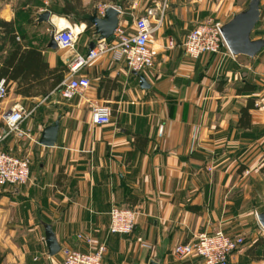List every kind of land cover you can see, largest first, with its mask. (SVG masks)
I'll return each instance as SVG.
<instances>
[{
  "label": "crops",
  "instance_id": "1",
  "mask_svg": "<svg viewBox=\"0 0 264 264\" xmlns=\"http://www.w3.org/2000/svg\"><path fill=\"white\" fill-rule=\"evenodd\" d=\"M68 2L57 13L50 10L49 23L39 24L38 15L51 6L40 0L30 32L20 37L17 30L19 45L40 50L50 69H68L70 57L86 55L97 40L84 19L62 15ZM96 2L100 14L109 6L118 8L119 25L128 33L147 9L163 15L151 43L155 66L139 73L149 87L142 88L140 78L113 53L80 70L92 85L72 99L63 98L60 89L47 100L24 97L16 93L17 83L10 86L0 100V133L4 115L15 105L35 112L20 126L28 137L12 134L0 146L32 158L30 180L18 193L11 186L0 188V264H62L61 251L49 255L43 223L53 226L62 248L90 252L105 244L103 264H203L196 256L178 258L173 250L216 231L245 237L231 264H264V228L258 220L264 212V49L255 59L223 48L194 60L181 47L197 25L221 15L230 16L227 22L250 0H225L219 14L216 0ZM261 6L253 39H264V0ZM15 17L11 6L0 8V20L14 22ZM58 20L82 27L75 51L47 48L51 31L60 28ZM170 39L177 46L169 48ZM14 47L7 43L0 62ZM33 76L35 84L39 80ZM68 77L67 71L63 81ZM246 83L257 86L256 92L240 93ZM250 98L258 103L251 112L252 128L240 129V111ZM97 104L112 108L111 124L92 123ZM57 120L56 144L41 145L42 131ZM113 206L138 211L132 234H110Z\"/></svg>",
  "mask_w": 264,
  "mask_h": 264
},
{
  "label": "built area",
  "instance_id": "2",
  "mask_svg": "<svg viewBox=\"0 0 264 264\" xmlns=\"http://www.w3.org/2000/svg\"><path fill=\"white\" fill-rule=\"evenodd\" d=\"M104 15V11L101 12ZM156 8H149L144 16L136 19L134 32L128 33L126 29L118 25L114 32V39L96 40L95 47L86 55L73 54L68 62L69 77L60 85V94L65 99H72L78 94H84L91 88L89 78L80 76V70L100 58L113 53L121 60L129 72L141 73L153 69L155 57L151 49L153 35L163 25V15L157 17ZM222 23L209 19L197 25L183 40L181 47L185 55L191 59H199L206 55H218L226 48L230 50L224 40L220 26ZM58 48L64 51H75L78 37L71 28L53 29L51 31ZM169 48H174L177 43L170 39ZM9 95L6 80H0V100ZM48 96L44 99L47 100ZM35 108L28 109L21 105H15L10 112L4 115L5 130L0 133V146L12 134L20 138L28 137V133L20 129L21 124L30 118ZM112 108L108 104H97L92 107V123L97 126H107L112 122ZM31 155L18 156L11 152L0 150V188L11 186L19 188L30 180ZM136 209L113 206L110 215V234H132L138 218ZM79 236V239H82ZM91 244V239H86ZM245 245L244 236H232L223 231L208 234L203 233L188 243L175 246L174 256L185 258L196 256L202 259L203 264H231L233 254L239 252ZM107 252L105 244L90 252L64 247L61 249L63 264H103L104 255Z\"/></svg>",
  "mask_w": 264,
  "mask_h": 264
},
{
  "label": "water",
  "instance_id": "3",
  "mask_svg": "<svg viewBox=\"0 0 264 264\" xmlns=\"http://www.w3.org/2000/svg\"><path fill=\"white\" fill-rule=\"evenodd\" d=\"M263 0H250L247 8L235 14L229 21L221 24L220 29L224 40L231 52L235 57L245 56L255 59L258 54L264 49V39H253V32L261 20V3ZM121 11L114 7L109 6L106 8L104 15H99L95 12L89 18V22L94 27V34L98 40L112 41L114 39V32L119 25V18ZM52 17L50 10H45L38 15L37 22L39 24L49 23ZM95 47V42L90 45V50ZM48 49L58 50V45L53 37L47 46ZM69 62V60H68ZM140 78L141 87L148 88V84L143 76L134 72ZM60 120L54 124L46 127L41 134L39 143L47 147H53L58 138ZM19 189L16 188L14 193H18ZM258 220L264 228V212L258 215ZM45 228V240L49 250V255L55 256L60 253L62 246L59 244L56 234L54 233L51 224L43 223ZM149 264H162L161 261L151 260Z\"/></svg>",
  "mask_w": 264,
  "mask_h": 264
},
{
  "label": "trees",
  "instance_id": "4",
  "mask_svg": "<svg viewBox=\"0 0 264 264\" xmlns=\"http://www.w3.org/2000/svg\"><path fill=\"white\" fill-rule=\"evenodd\" d=\"M55 11V10H54ZM57 12V11H55ZM76 12L75 7L71 2H68L63 8L62 15L70 16ZM87 24V30L92 27V24L87 20H82ZM0 29L4 33L2 42L0 43V54L7 48V43L14 45L11 54L0 62V80H6L8 88L13 83H17L16 93L24 97L47 96L51 91L60 89L59 86L64 80L67 67H57L50 69L42 52L36 48L23 49L17 41V27L15 22H6L0 20ZM34 81H39L33 84ZM257 86L246 83L242 86L241 92L254 93ZM257 109L256 99L250 98L245 107L240 111V120L237 127L240 129L252 128L253 110Z\"/></svg>",
  "mask_w": 264,
  "mask_h": 264
},
{
  "label": "rangeland",
  "instance_id": "5",
  "mask_svg": "<svg viewBox=\"0 0 264 264\" xmlns=\"http://www.w3.org/2000/svg\"><path fill=\"white\" fill-rule=\"evenodd\" d=\"M49 1L51 3L49 10L51 11L55 10L59 12L60 8L64 4V0H49ZM68 1L71 2L75 7L76 12L74 13V15L77 18L76 21L80 20L81 18L89 20V18L93 16L95 12H98V14L100 15V11H99L100 5L97 4L96 0H94V2H91L90 4L87 5H84V0H68ZM121 1H123V3L126 2V0H121ZM216 2L218 5H220L218 10V14H219L220 9L224 7L226 3L225 0H216ZM5 5L11 6L16 15L14 22L20 37H22L23 34H28L30 32V31L28 32L29 28L33 26L32 22L35 17V13L37 12L38 7L40 6V0H0V8H3V6ZM229 17H224V15H221L220 19L218 18L216 19L213 18V19L223 24ZM75 23L78 24L77 22ZM93 29L94 27L92 25V27L88 29V33H92ZM155 35L157 36V34ZM9 49L10 47L7 50ZM3 56L5 55H3L2 52L0 59L3 58ZM257 104L258 103H256V106H258ZM62 264H63V258H62Z\"/></svg>",
  "mask_w": 264,
  "mask_h": 264
},
{
  "label": "bare ground",
  "instance_id": "6",
  "mask_svg": "<svg viewBox=\"0 0 264 264\" xmlns=\"http://www.w3.org/2000/svg\"><path fill=\"white\" fill-rule=\"evenodd\" d=\"M55 20H56V18H55ZM56 21H55V23L60 27L59 30H61L63 28H71L75 35H78V34L83 32V31H81L82 27H78L79 25L78 26H72L71 24H68L66 22H60L58 20V23H57Z\"/></svg>",
  "mask_w": 264,
  "mask_h": 264
}]
</instances>
